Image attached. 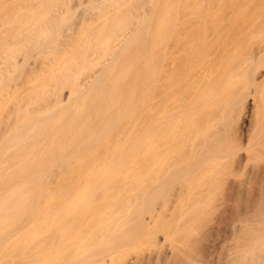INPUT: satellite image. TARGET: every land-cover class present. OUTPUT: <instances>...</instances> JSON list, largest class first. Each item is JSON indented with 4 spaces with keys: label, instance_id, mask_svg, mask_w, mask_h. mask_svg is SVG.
<instances>
[{
    "label": "bare ground",
    "instance_id": "bare-ground-1",
    "mask_svg": "<svg viewBox=\"0 0 264 264\" xmlns=\"http://www.w3.org/2000/svg\"><path fill=\"white\" fill-rule=\"evenodd\" d=\"M164 2L166 1L162 3ZM98 6H93L89 10L90 16H97L93 11L99 8ZM170 6V11L166 10L167 8L162 9L165 12H161L163 15L156 20H159L156 29L149 30L150 32L154 30V34H150V36L154 35L151 36L152 38L146 39L144 36L149 34L147 32L145 35L143 32V36L141 35L138 43L132 46L133 49L127 56L126 53L122 54L126 51L128 40H125L114 53L115 55L108 59L102 71L97 69L98 72L87 75L90 79L86 80L88 82L86 85L80 83L69 89L66 98L53 100L52 104L49 101V104H45L48 106L37 111L36 118L16 123L14 129H27V131L21 132L16 137V140L22 143V147L16 148L17 144L15 149L2 156L5 160L1 159L4 163H2L3 174L0 169V175H3L4 179H0V183L2 182L0 247L3 249L0 248L1 253L7 248L10 240L11 243L16 239L15 244L22 234L27 232L31 235L30 233H33L38 226L44 227L41 229L48 228H45L48 225L46 221L48 217L45 214L47 208H44L46 204L44 202L41 206V201H46L49 186L44 182L35 187L34 180L38 176L126 174V166H123L126 162V125L132 122L130 119L136 113L141 121L139 128L141 189L138 191L142 190L139 196H134L136 199L141 201L151 193L166 194L174 190L179 194H189L188 204L193 210H197L210 205L212 197L218 192L223 193L224 197V192H228V197L222 198L225 205L229 204L234 194L252 192L251 180L247 183L235 182L236 180L230 178L239 174L235 169L242 167V171L247 172L248 163L253 160L254 155H259L257 146L262 145L264 141L263 138L258 137L261 136L262 119L260 118L263 115L261 107L264 104V0H171ZM158 8V11H162L160 6ZM87 15H79L80 19L75 22L78 29L81 22L87 21ZM75 25L72 30L77 31ZM87 26L88 24L85 25ZM124 30L125 34L126 30ZM75 31L71 32L75 33ZM123 32L121 35H124ZM40 36L41 34L38 37ZM40 41L42 39H39ZM119 57H121L120 61H118ZM62 77L64 78V73ZM66 89L62 90L66 91ZM253 100L258 106L252 110ZM34 121L38 123L35 122L32 126L31 123ZM4 140L6 139H3V142ZM12 140L15 143L16 140ZM11 148H14V145ZM1 153L4 155L2 150ZM52 159L57 160L58 163L53 161L54 163L49 164ZM90 163H93V166L89 165ZM102 163L104 164L101 165ZM2 164L0 166L3 167ZM50 192L52 194V191ZM53 196L55 199V195ZM236 203L235 200L233 205ZM57 204L59 206V203ZM50 206L52 210V204ZM156 219L155 214H150V220ZM149 222L143 221L142 218L136 219L132 227L126 228V242L137 238L143 232L135 227H143ZM46 235L29 240V243L27 240L30 237L25 235L26 238L23 235L22 240L19 241H22L23 247L19 244L18 248H20H16L19 257L42 256L41 253L44 250L46 252L48 246ZM119 237L120 235L113 237L116 245L122 243ZM23 242L28 244L24 247ZM83 246L85 247L84 244ZM81 247L79 249H85ZM15 251L11 253L17 255ZM114 252V248H108L100 251L99 257H95V253H92L85 258L72 254L66 259L65 256L61 259L60 255L48 259L51 260L50 264L104 263L105 258L106 261H111ZM51 254L54 256L53 253ZM23 257L17 259L21 261ZM90 259L93 261L90 262ZM25 260L27 263L28 259ZM25 260L18 263L22 264Z\"/></svg>",
    "mask_w": 264,
    "mask_h": 264
},
{
    "label": "rangeland",
    "instance_id": "rangeland-1",
    "mask_svg": "<svg viewBox=\"0 0 264 264\" xmlns=\"http://www.w3.org/2000/svg\"><path fill=\"white\" fill-rule=\"evenodd\" d=\"M163 1L164 0H1L0 153L2 150L4 155L1 153L0 161L5 154L15 149L17 144L18 146H16V148L22 147V143L17 141L16 137L20 135L21 132L27 131V129H14L18 121H27L36 118L38 116V114H36L37 111L40 108L48 106L45 104H49L50 102L52 104V102H54L53 100L66 98V95L70 92L69 89L80 83L86 85L88 83L87 81L90 79L87 75L94 74L98 72V70L102 71L104 66H106L105 64L108 63V59L115 55L114 53L119 50L120 45L125 40H128L126 43V51H123L122 54L125 55L126 53L127 56L138 43L141 35L143 36V32L145 35L147 32L149 34V36H144L146 39L152 38L151 36L154 35L150 36V34H154L153 32L159 21L156 20L163 15L165 12H163L164 9L167 8L166 10H168L169 7L171 8V0H165L167 3H162ZM159 3L161 5H159ZM163 4L167 7L162 6ZM96 5H99V8L94 9L93 12H95L97 16L95 17V15L92 14V16H90L89 10ZM158 6L163 10L158 11ZM100 8L101 10H98ZM106 8L109 10L107 11ZM168 11H170V9ZM98 12L101 15H99ZM84 13L86 15L88 13V19L84 23L81 22V24L78 25L80 26L78 29L75 22L80 19L79 15L81 16L83 14L86 16ZM38 18H40V20H38ZM33 19H36V21ZM121 20H124L125 23ZM117 21L118 23L121 21L122 24L120 23L119 25ZM87 24L88 26L85 27ZM111 24L115 26L113 27ZM74 25L76 29H78L77 31H75V29L72 30ZM88 28L89 30L87 31ZM152 28L154 30L150 32L149 30ZM110 30L115 32L111 31V33ZM46 31L47 33H45ZM71 31H75V33ZM121 32H123L124 35H121ZM44 33L45 35L43 37L42 35ZM49 33H51V35H48ZM69 33L72 34L70 35ZM39 34H41L43 38L46 36V38L43 39L41 36L39 38ZM99 34L102 36L101 38ZM109 37H111L110 40H106ZM115 38H118L117 41ZM39 39H42V41L39 42ZM98 42H102L101 45ZM129 42H133L131 43L132 45ZM106 43L107 45L105 46ZM93 46L99 52L95 50ZM99 48L101 50H99ZM85 50L87 52H85ZM57 54L61 55L58 56ZM48 55L50 56L48 57ZM93 58L97 60V62ZM98 58L100 61H98ZM120 58L121 57L118 58V61H120ZM59 62L60 65L58 66ZM92 63L93 65H91ZM94 63L96 65H94ZM63 73L64 78L62 77ZM74 73L77 74V78H75L76 76ZM71 77L74 78V80ZM65 88H67L66 91H63L62 89ZM12 92L15 93L13 94ZM250 101H252V98ZM253 103L251 104L252 107L250 105L252 110L258 106L254 100ZM261 108L263 113L260 118L262 119L260 129L261 136L258 137L264 140V104ZM29 116L31 118H29ZM130 121H132L133 124L132 122H128L126 125V162L123 164V166H126V174H68L61 177L49 175L48 177L38 176L37 179L34 180V182L36 181L35 187L44 182L49 186L48 194L45 198L46 201H41V206L44 202L46 204V207H44L45 204L43 207L47 208V210L45 209L47 211L45 214H47L48 220H46L47 217L44 219L48 221L47 224L49 226L46 225L45 228L48 227L49 229H41L43 226H40L41 228L38 226L33 233L28 231L31 235L26 232V234H22L20 237L22 238L23 235H29L27 236L30 237L28 240L25 239L26 236L24 237L29 243L32 239H39L47 234L46 237L49 247L47 246L46 252L44 250L41 253L42 256H37L38 259H36L37 257H33L34 259L25 257L28 259L27 263V260H25L23 256H20L25 260L22 264H50L51 260L48 258L52 257L51 259H53L58 255L61 256V259L63 256H65L66 259L72 254L81 255V258H85L87 255L95 253V257H99L100 251L108 248H114L115 250L111 261H106L107 258H105L106 260L104 263L92 262L91 264H264V141L262 145L257 144L259 155H254L253 160L248 163L247 172H243L242 167L240 168L239 166L240 169H235L239 171V174L230 178V180H236L235 182L246 181L247 183L251 180L252 190H250L252 192L244 191L240 195L234 194L229 204L226 205L222 202V200L224 201V199H222L224 197L223 193L218 192L212 197V203L210 205L193 210L188 204L189 194H179L174 190L166 194L151 193L141 201L134 197L139 196V193L142 191H138L141 189V134L139 133L141 121L138 113L131 117ZM10 122L12 123L10 124ZM35 122L36 124L38 123V121H34L31 123L32 126L35 125ZM249 122L250 120H248V123ZM3 139L6 140L3 142ZM12 139H14V141L16 140L15 143ZM13 145L14 148H11ZM53 161L56 164L58 163L57 160L52 159L49 164L54 163ZM2 163L3 161H1L0 164ZM103 164L104 163L101 165ZM85 165L88 164L85 163ZM89 165L93 166V163ZM257 167L258 169H256ZM2 168H4V165L3 167L0 166L1 173L3 174ZM2 176L3 175H0V179ZM1 180L4 179L2 178ZM25 190L26 189H24V191ZM50 191H52V194H50ZM137 191L138 193H136ZM224 194L227 198L228 192L226 191ZM53 195H55V199ZM235 200L237 203L233 205ZM56 202L59 203V206L61 204L63 205L59 207ZM49 204H52L53 211ZM150 214H155L157 219L150 220ZM138 218H142L145 222H150L147 225L144 224L143 227H135L143 232H141L137 238L126 242V228L132 227ZM52 231H54V233ZM116 235H120L119 240L122 241L119 245H116V242L113 241V237ZM129 235L130 234H128V236ZM21 238H19V241L22 240ZM14 240L11 243L10 241L12 240H10L8 242L9 245L6 243L9 246H6L7 251L5 249L2 253L0 252V264H17L18 262H22L23 259H20L21 261L18 260L20 257L17 251L20 247H23L21 244L22 241L15 242V245ZM79 240H81V243ZM28 243L23 242L24 247ZM19 244L21 245L18 248ZM79 247L85 249L81 250ZM15 249L18 256L16 253H11L15 251ZM72 250L75 251L73 252ZM51 253H53L54 256H52ZM29 259H31L32 262ZM89 261L91 262L93 260L90 259Z\"/></svg>",
    "mask_w": 264,
    "mask_h": 264
}]
</instances>
